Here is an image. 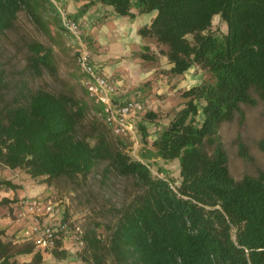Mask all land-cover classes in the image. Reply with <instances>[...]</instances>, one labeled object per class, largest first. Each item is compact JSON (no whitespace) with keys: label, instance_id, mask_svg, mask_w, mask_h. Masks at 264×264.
<instances>
[{"label":"trees","instance_id":"obj_1","mask_svg":"<svg viewBox=\"0 0 264 264\" xmlns=\"http://www.w3.org/2000/svg\"><path fill=\"white\" fill-rule=\"evenodd\" d=\"M95 1L112 7L118 17L134 18L133 10L156 13L138 34L165 50L157 54L146 46L138 54L141 60L156 62L163 55L173 76L198 66L213 77L183 92L184 107L153 141L162 159L179 160L178 182L153 176L147 165L114 149L101 129L84 128L86 109L75 97L32 92L26 81L12 90L1 45L0 169L22 170L51 186L59 179L85 178L107 163L106 176L135 180L138 193L115 225L106 228L107 238L98 235V225L85 231L86 246L77 255L82 263L264 264V171L235 180L219 135L242 104L256 105L252 92L264 105V0ZM93 4H85L83 11ZM47 5L50 0H0V39L15 29L21 12L40 24L36 7ZM218 16L227 26L221 38L211 32ZM41 53L42 46L32 47L27 68L34 77L42 75L43 67L51 68ZM1 186L21 188L6 180H0ZM4 236L0 232V264L45 263L49 253ZM52 254L68 257L64 250ZM21 255H33V260L19 262Z\"/></svg>","mask_w":264,"mask_h":264},{"label":"rangeland","instance_id":"obj_2","mask_svg":"<svg viewBox=\"0 0 264 264\" xmlns=\"http://www.w3.org/2000/svg\"><path fill=\"white\" fill-rule=\"evenodd\" d=\"M90 1L94 4L87 12L83 11V6ZM107 8L95 0H50V5L45 9L36 7L41 16L40 24L21 12L15 29L0 39L1 64L12 82V90H16L15 85L21 81H26L32 92L45 90L56 95L75 97L86 109L84 128L93 126L101 129L114 149L147 165L153 176L178 182L179 160L162 159L153 141L184 107L187 99L182 97L183 92L204 82H212L213 77L198 66L183 75L173 76L169 61L163 55L159 56L155 64L142 63L141 68L135 64L139 62L137 58L140 59V52L126 57L112 55L113 47L102 37L109 22L107 18L110 11ZM60 11L80 22V40L64 29ZM211 32L217 38L227 33V26L219 16L214 18ZM189 38L192 39L191 36ZM149 40L147 47L152 52L159 54L165 50L154 39ZM83 45L90 50L97 66L107 68L112 74L110 77L121 82L124 94L119 97V101L137 99L144 104L145 112L134 121L133 134L115 135L105 123L101 105L91 98L85 88V76L78 67L79 50ZM33 46H42L41 55L51 65V68L43 67L40 77L31 75L27 68ZM252 95L256 105L242 104L241 112L235 115L233 121L223 124L219 132L229 156L230 174L237 181L246 175L257 177L260 171H264V105L255 92ZM151 112L155 115L153 118L148 116ZM107 165L101 163L90 175L75 181L55 180L51 184L50 194L35 197L52 200L59 217L79 223L84 231L98 225V235L107 238L106 228L115 225L119 212L139 190L133 178H124L116 173L106 176ZM12 173L24 178L28 176L22 170ZM30 180L36 185L45 183L44 179ZM71 246L69 242L62 245L70 259L73 256Z\"/></svg>","mask_w":264,"mask_h":264},{"label":"built area","instance_id":"obj_3","mask_svg":"<svg viewBox=\"0 0 264 264\" xmlns=\"http://www.w3.org/2000/svg\"><path fill=\"white\" fill-rule=\"evenodd\" d=\"M60 13L64 29L80 40V24L65 12ZM79 51L78 67L85 76V88L91 98L101 105L106 125L117 136L133 134L134 121L145 112L144 104L137 99L119 101L116 81L99 71L86 46L83 45ZM14 208L18 222H30L24 238L33 243L37 250L52 254L56 250H63L62 245L69 242L77 264H85L77 258L86 246L84 229L73 220L59 217L52 200L34 197L18 202ZM42 219H47V223H43Z\"/></svg>","mask_w":264,"mask_h":264},{"label":"crops","instance_id":"obj_4","mask_svg":"<svg viewBox=\"0 0 264 264\" xmlns=\"http://www.w3.org/2000/svg\"><path fill=\"white\" fill-rule=\"evenodd\" d=\"M108 7L109 20L106 25V32H103L102 37L107 39L110 42L112 49V55L126 57V56H134L143 50L144 47L149 46V39H144L138 34V30L145 26L151 24L153 19L156 17V13L151 14H138L137 10H133V13L136 15L134 18L129 17H118L114 12L112 7ZM87 12V10H86ZM78 22V21H77ZM80 24V22H78ZM121 28V30H119ZM103 44V43H102ZM109 46V45H108ZM110 50V49H109ZM137 60L139 62L135 63L137 66L141 68L142 63H151L145 62L141 59ZM95 64V63H94ZM155 64V62H152ZM96 65V64H95ZM97 66V65H96ZM99 71L110 77L107 68L97 66ZM171 68V67H170ZM117 87L119 90V97L123 95L124 91L121 88V82L116 80ZM29 176L24 178L23 176H18V174H13L12 170L5 169L4 171H0V180L11 181L14 185L20 186L19 189H10L6 186L0 187V202L3 200H19L22 201L24 199H31L37 195L50 194L52 191L51 186H48L46 183H38L36 185L35 182L30 180ZM17 204V203H16ZM15 203H9L0 205V232H4V240L5 241H13L14 243L21 244L27 242L25 237V231L30 226V222H18L15 217ZM47 219H42L43 223H47ZM67 258L56 259L53 254H47L44 256V264H77L75 256L69 258V254H67ZM19 262L29 263L33 260V255H21L18 258Z\"/></svg>","mask_w":264,"mask_h":264}]
</instances>
